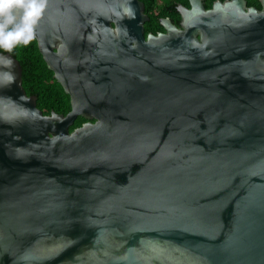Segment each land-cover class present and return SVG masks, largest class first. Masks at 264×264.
<instances>
[{"label":"water","instance_id":"obj_1","mask_svg":"<svg viewBox=\"0 0 264 264\" xmlns=\"http://www.w3.org/2000/svg\"><path fill=\"white\" fill-rule=\"evenodd\" d=\"M189 3L46 0L66 115L0 52V264H264V0Z\"/></svg>","mask_w":264,"mask_h":264},{"label":"trees","instance_id":"obj_2","mask_svg":"<svg viewBox=\"0 0 264 264\" xmlns=\"http://www.w3.org/2000/svg\"><path fill=\"white\" fill-rule=\"evenodd\" d=\"M145 4V13L150 20L145 24V35L163 31L160 19H181L177 6H189V0H141ZM206 8L210 9L216 0H203ZM225 1V0H221ZM248 7L261 9L260 0H246ZM0 52L10 53L20 62L23 70V87L29 96L37 97V106L44 115H50L52 110L56 113H66L71 109L70 97L62 85L54 78L53 71L48 69L39 50L38 43L32 39L28 44L19 43L11 51L0 48ZM86 119L79 117L73 126L74 129L82 126Z\"/></svg>","mask_w":264,"mask_h":264},{"label":"clouds","instance_id":"obj_3","mask_svg":"<svg viewBox=\"0 0 264 264\" xmlns=\"http://www.w3.org/2000/svg\"><path fill=\"white\" fill-rule=\"evenodd\" d=\"M45 6L46 0H0V48L11 51L21 42L28 44Z\"/></svg>","mask_w":264,"mask_h":264},{"label":"flooded vegetation","instance_id":"obj_4","mask_svg":"<svg viewBox=\"0 0 264 264\" xmlns=\"http://www.w3.org/2000/svg\"><path fill=\"white\" fill-rule=\"evenodd\" d=\"M203 3H204V5H205V2L203 1ZM186 7H190V3H189V6H186ZM205 7H206V5H205ZM207 9V8H206ZM262 9V8H261ZM178 11V10H177ZM161 20V19H160ZM172 20V22L176 25V26H178L179 28H181V19H171ZM163 27V26H162ZM164 29V28H163ZM159 32H165V29L163 30V31H157V32H155L154 34H158ZM68 95V94H67ZM69 97H70V95H69ZM70 103H71V97H70ZM71 111V109L66 113V114H68L69 112ZM52 112H53V110H52ZM55 112V111H54ZM58 114H63V113H58ZM65 115V114H64ZM79 117H81V116H79ZM78 117V118H79ZM83 118V117H82ZM81 127V126H80Z\"/></svg>","mask_w":264,"mask_h":264}]
</instances>
